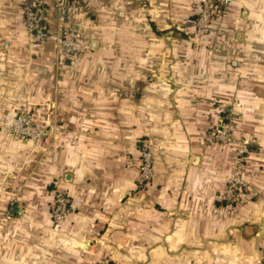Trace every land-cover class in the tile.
Instances as JSON below:
<instances>
[{"label":"crops","instance_id":"0c3cea01","mask_svg":"<svg viewBox=\"0 0 264 264\" xmlns=\"http://www.w3.org/2000/svg\"><path fill=\"white\" fill-rule=\"evenodd\" d=\"M54 1L50 28L69 14L81 29L69 55L51 39L28 47V0H0V128L17 109L59 127L36 146L0 130V264L264 258V0H235L207 46L181 31L194 0ZM223 105L250 142L249 196L229 208L219 198L234 155L209 140ZM144 138L155 154L140 186ZM50 178L71 201L60 229L46 212Z\"/></svg>","mask_w":264,"mask_h":264},{"label":"rangeland","instance_id":"374dc122","mask_svg":"<svg viewBox=\"0 0 264 264\" xmlns=\"http://www.w3.org/2000/svg\"><path fill=\"white\" fill-rule=\"evenodd\" d=\"M235 0H232L227 9L225 11L222 12V8L219 6L218 1L217 0H194L193 1V9L192 12L189 14L188 18L184 21V23L181 25V31L183 32L184 36L183 38H185V40L187 41V43H191L192 45L195 46H207V42L212 40L213 42L216 41L220 35H221V28L223 27V23L225 21V16L226 13L229 9V7L234 3ZM54 2V1H53ZM27 4V3H26ZM25 4V5H26ZM25 5L22 7L21 10V14L19 15V26L21 28V31L23 32V38L26 42V44L28 45V47H33V46H40L39 45H29L28 41H27V33L23 30L20 21L22 19V13L24 10ZM55 11H57L55 8H53ZM48 13V21L50 23V20L53 16L52 14V10ZM207 13L209 15H207ZM203 14H206L205 17H208V21L209 22H203L204 19L201 18ZM202 19L203 21H199V23L197 24L199 19ZM63 23H71L72 25H75L79 31L81 32V29L79 27V25L75 24L72 21V18L69 14H66L64 19L62 20V23L58 25L57 30L55 29V31H53L50 26L48 27L49 32L52 35H56V33L59 31L60 26ZM81 39V38H80ZM79 39V41H80ZM79 41L76 43L75 47L70 50V51H66V52H59L58 49L55 47L56 52L60 55H69L71 54L77 47ZM54 43V42H53ZM43 44V43H42ZM213 49V48H212ZM215 103L217 105H220L219 101H215ZM220 109V108H219ZM25 113H29L32 118L33 121L35 123V125L37 126V128L39 129H45V133L37 140L35 141H31L28 142L29 144H31L32 146H36L41 139H43L44 137H46L48 134H52L55 135L56 132L58 131L59 127L53 123H51L50 121H48L46 118H40L38 119V121L34 120V117L32 115V112H29L28 109H17V110H13L10 111L9 113H7V120L1 125L0 130L4 133V135L6 137H16L18 139H21L17 136H12V135H8L7 129H9V125H10V121L13 119V117L15 115H21V114H25ZM9 114V115H8ZM220 119H221V123L218 127H216L215 129L211 130L209 133V140L211 141L212 144H216L219 145L229 151H231V153H233L234 157H233V167H234V175L227 179V182L231 179H236L237 181L241 182V188L239 189V191H237V194L235 195L234 199L231 200H224V193L226 191L227 188V182L225 185V190L222 193V195L220 196V200L225 201V203L227 204L226 207H232L235 203H239L242 199H247V197L249 196V191L247 189V185L245 184L244 180H243V174L245 172L246 169V165H247V160L249 158V152H250V142L248 140H246L245 138H243L242 135H238L237 130H236V125H235V117L237 116V112L234 110L233 107L231 106H227V105H223L222 109H220ZM231 126L230 129L226 130V135L228 136V140L220 141L217 142L215 139V134L217 131H223L222 127L224 126ZM23 140V139H21ZM25 142H27L26 140H23ZM147 143L150 142V147H151V151L153 152V156L155 154L154 148H153V143L151 140L149 139H140L137 143V150H138V157H139V149L142 145V143ZM247 149V152L244 153V150ZM242 153V154H241ZM244 153V154H243ZM241 159V160H240ZM140 162V160H139ZM139 174V173H138ZM139 176V175H138ZM138 182V179H137ZM58 181L55 178H50L48 179L47 184L49 185V200H47L46 202V212H47V216L49 218V222L50 225L52 226V228H56V229H60V226H56V224L54 225L50 219V207L51 204L53 202V198H54V194L55 193H66L63 192L61 190L58 189ZM142 186V185H140ZM12 193V191H11ZM20 194V192L18 191L17 194H13V196L10 198L9 203L12 200H17L18 195ZM67 194V193H66ZM256 264H264V258L259 259Z\"/></svg>","mask_w":264,"mask_h":264},{"label":"built area","instance_id":"2783aa9c","mask_svg":"<svg viewBox=\"0 0 264 264\" xmlns=\"http://www.w3.org/2000/svg\"><path fill=\"white\" fill-rule=\"evenodd\" d=\"M54 1V0H53ZM52 0H28L22 13L20 24L23 30L27 33V41L29 45H39L46 40L51 39L59 52H66L72 50L76 43L81 38L79 29L71 23H63L60 26L56 35H52L49 30L48 13L55 8L61 12V3ZM222 12L225 11L232 0H217ZM203 14L197 22H209L208 17ZM207 15H209L207 13ZM231 126L222 127L223 131H217L215 139L217 142L228 140L226 130ZM8 135L17 136L27 142L39 139L44 133L45 129H39L35 125L32 116L29 113L15 115L10 121L9 129L6 132ZM247 149L244 150V153ZM243 153V154H244ZM242 154V153H241ZM139 176L138 184L146 185L153 178V152L151 151L150 142L142 143L139 149ZM241 160V159H240ZM241 182L236 179H231L227 182V188L224 193V200H231L235 198L237 191L241 188ZM16 200L11 201V205L15 204ZM50 219L56 226L63 225L69 221L71 215V201L66 193H55L53 202L49 209ZM6 219L10 218V213L6 214Z\"/></svg>","mask_w":264,"mask_h":264}]
</instances>
